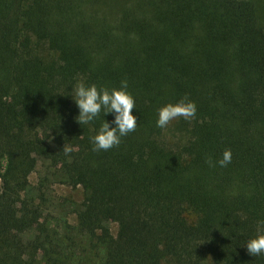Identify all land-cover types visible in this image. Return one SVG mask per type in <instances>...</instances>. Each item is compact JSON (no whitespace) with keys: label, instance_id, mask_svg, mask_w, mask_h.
<instances>
[{"label":"trees","instance_id":"obj_1","mask_svg":"<svg viewBox=\"0 0 264 264\" xmlns=\"http://www.w3.org/2000/svg\"><path fill=\"white\" fill-rule=\"evenodd\" d=\"M122 79L137 127L93 151L103 111L81 127L71 88ZM184 95L169 146L157 109ZM39 161L85 190L74 226ZM0 178V264H264L241 246L264 221V0H0Z\"/></svg>","mask_w":264,"mask_h":264},{"label":"clouds","instance_id":"obj_2","mask_svg":"<svg viewBox=\"0 0 264 264\" xmlns=\"http://www.w3.org/2000/svg\"><path fill=\"white\" fill-rule=\"evenodd\" d=\"M127 79H122L119 87L107 88L97 86L95 83H85L77 81L71 88V98L75 103L78 113L75 121L81 127L96 120L103 111L104 120L100 124L96 134L90 137L93 151H107L121 142V138L133 132L137 127V117L135 109V99L128 91ZM196 104L184 95L175 102H168L157 109L155 126L164 129L170 121L183 118L188 121L196 114ZM111 115V120L105 117ZM63 154L70 158V153L74 151L70 144H64ZM231 150L223 151L221 158L213 161L207 158L205 163L209 167H225L231 162ZM242 247L253 257L264 255V221L258 222L257 235L249 238Z\"/></svg>","mask_w":264,"mask_h":264},{"label":"rangeland","instance_id":"obj_3","mask_svg":"<svg viewBox=\"0 0 264 264\" xmlns=\"http://www.w3.org/2000/svg\"><path fill=\"white\" fill-rule=\"evenodd\" d=\"M173 121L169 122L161 138L169 146H176L177 144L183 143L184 140H186V137L183 134H179L173 129ZM47 166V163L39 161L36 170L31 173L29 179L34 185H36L40 176H48L49 180L47 181L48 187L46 192V205L49 208V213H51V215L63 216L64 218H67L68 221L65 222L71 226H74V209L83 200L85 190L80 185L72 187L57 181L54 176H50L52 169L50 168V171ZM58 213H60V215H58ZM63 223L61 225H63ZM108 225L111 229V232L115 235L117 232V223L114 221H109ZM57 229L61 234H66V230H69V228H63L62 226ZM30 236L31 234L28 233L24 236V238L28 239Z\"/></svg>","mask_w":264,"mask_h":264}]
</instances>
